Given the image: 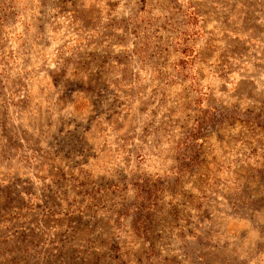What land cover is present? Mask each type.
I'll list each match as a JSON object with an SVG mask.
<instances>
[{"label": "rangeland", "instance_id": "374dc122", "mask_svg": "<svg viewBox=\"0 0 264 264\" xmlns=\"http://www.w3.org/2000/svg\"><path fill=\"white\" fill-rule=\"evenodd\" d=\"M0 264H264V0H0Z\"/></svg>", "mask_w": 264, "mask_h": 264}]
</instances>
